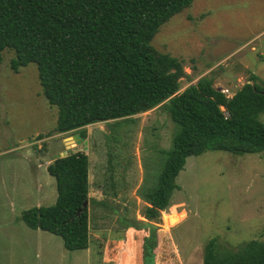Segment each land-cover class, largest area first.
I'll return each mask as SVG.
<instances>
[{
    "label": "rangeland",
    "instance_id": "rangeland-1",
    "mask_svg": "<svg viewBox=\"0 0 264 264\" xmlns=\"http://www.w3.org/2000/svg\"><path fill=\"white\" fill-rule=\"evenodd\" d=\"M153 45L185 61L191 79L183 78L180 91L211 75L217 88L234 94L252 73L264 81V0H195L160 28ZM12 58L14 51L7 50L0 63V264H143L144 233L124 230L121 219L145 220L137 189L160 152L172 146L176 124L168 109L158 106L118 125L112 120L57 133L58 109L42 93L37 66L15 71ZM260 119L264 122V112ZM112 126L121 130L129 145L126 156L132 154L134 162L124 171L127 188L107 199ZM77 151L90 156V197L106 199L109 206L90 207V247L68 250L62 237L30 228L21 215L55 204L56 179L47 167L58 154ZM176 182L157 222V264H204L205 246L213 238L221 250L264 241L262 154L210 150L190 156Z\"/></svg>",
    "mask_w": 264,
    "mask_h": 264
},
{
    "label": "trees",
    "instance_id": "trees-1",
    "mask_svg": "<svg viewBox=\"0 0 264 264\" xmlns=\"http://www.w3.org/2000/svg\"><path fill=\"white\" fill-rule=\"evenodd\" d=\"M194 1L0 0V63L11 50L15 71L37 66L42 93L58 109L55 132L112 120L118 125L158 106L168 109L176 124L172 146L160 152L161 159L137 189L145 220L121 219L124 230L144 233L143 264H157V222L190 156L210 150L264 156V81L252 73L229 97L206 75L180 91L183 78L191 79L185 61L153 45L160 28ZM112 127L103 186L107 199L120 197L127 188L124 171L134 162L132 154L126 156L129 145L122 142L121 130ZM47 170L56 179L57 200L24 210L23 221L62 237L68 250L88 249L90 207L109 206L106 199L90 197L89 154L55 157ZM204 264H264V241L221 250L213 238L205 246Z\"/></svg>",
    "mask_w": 264,
    "mask_h": 264
},
{
    "label": "water",
    "instance_id": "water-1",
    "mask_svg": "<svg viewBox=\"0 0 264 264\" xmlns=\"http://www.w3.org/2000/svg\"><path fill=\"white\" fill-rule=\"evenodd\" d=\"M79 137H80V135H75L74 137H73V140H75V141H77L78 143H81V140H79ZM84 142H86L87 143V141H85L84 140ZM68 153L66 152L65 154H58L57 156H56V158L57 157H62V156H65V155H67ZM88 201H86L85 203H84V207L86 208L87 206H88ZM161 221L163 220L162 218L160 219Z\"/></svg>",
    "mask_w": 264,
    "mask_h": 264
},
{
    "label": "built area",
    "instance_id": "built-area-1",
    "mask_svg": "<svg viewBox=\"0 0 264 264\" xmlns=\"http://www.w3.org/2000/svg\"><path fill=\"white\" fill-rule=\"evenodd\" d=\"M223 91H224L229 97L232 95V94L230 95L231 92H230L228 89H223Z\"/></svg>",
    "mask_w": 264,
    "mask_h": 264
},
{
    "label": "crops",
    "instance_id": "crops-1",
    "mask_svg": "<svg viewBox=\"0 0 264 264\" xmlns=\"http://www.w3.org/2000/svg\"><path fill=\"white\" fill-rule=\"evenodd\" d=\"M91 162V161H90ZM90 168H91V165H90Z\"/></svg>",
    "mask_w": 264,
    "mask_h": 264
}]
</instances>
